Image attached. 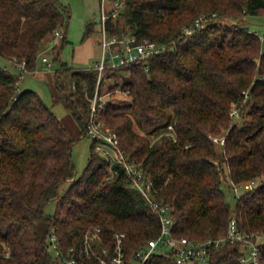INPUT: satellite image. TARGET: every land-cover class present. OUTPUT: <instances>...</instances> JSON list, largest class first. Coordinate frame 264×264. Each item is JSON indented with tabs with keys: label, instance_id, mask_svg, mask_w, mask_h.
<instances>
[{
	"label": "trees",
	"instance_id": "obj_1",
	"mask_svg": "<svg viewBox=\"0 0 264 264\" xmlns=\"http://www.w3.org/2000/svg\"><path fill=\"white\" fill-rule=\"evenodd\" d=\"M256 15L264 17V0H125L120 14L107 21L110 34L169 44L161 54L105 71L110 80L128 70L111 88L128 90L130 99L109 101L104 120L118 135L117 147L151 182L153 198L169 206L177 236L220 237L232 216L243 231L264 232V34L247 21ZM200 16L203 23L183 34ZM67 20L59 0H0V264H63L50 248L53 231L63 255L72 249L79 259L86 234L97 227L96 250L113 255L115 235L123 234L124 264H131L159 233L158 215L126 169L95 149V140L75 178V138L35 90L19 88L17 63L35 72L43 41L56 28L62 36L53 59L59 58ZM95 24L99 29V21L86 23L83 40ZM60 67L53 88L62 95L55 101L70 112L78 137L87 135L85 94L93 95L97 70L64 62ZM61 75L72 81L68 92ZM233 108L241 118L231 114ZM213 136L224 143L217 147ZM250 180L256 186L240 192L231 206L221 185ZM53 199L56 210L47 214L44 205ZM258 251L264 264V241ZM242 254L240 242H225L208 264H242ZM146 264L177 263L172 255L153 254Z\"/></svg>",
	"mask_w": 264,
	"mask_h": 264
},
{
	"label": "built area",
	"instance_id": "obj_2",
	"mask_svg": "<svg viewBox=\"0 0 264 264\" xmlns=\"http://www.w3.org/2000/svg\"><path fill=\"white\" fill-rule=\"evenodd\" d=\"M124 2L125 0H100L99 29L95 39L100 47V55L94 65L91 67L86 66V68L96 69L97 77L94 93L89 97L90 104L85 133L96 141L95 149L98 152L114 157L126 169L131 185L142 193L148 205L159 217V233L155 237L150 238L146 244L142 245L134 253L131 264L134 261H137L138 264H146L153 254L172 255L177 264H208L213 250L225 242H240L243 249V254L240 257L242 264H263L259 256L258 243L264 241V232L248 233L243 231L234 216L230 217L227 231L220 237L193 239L175 235L173 232L174 219L170 213L169 206L161 204L153 198L151 182L145 179L140 165L130 162L128 156L117 147L118 135L105 123L104 112L108 102L112 100L108 99V97L112 96L114 91L121 95H129V92L120 87L111 88L110 84L107 83L109 77L105 75V71L161 54L169 47L166 42H156L147 38L139 40L134 34H110L107 28V21L120 14ZM203 21L204 18L202 16L198 17L191 26L182 30L183 34H191L192 30L200 26ZM51 35L53 41L56 38H61L62 30L56 28ZM53 41L39 53L41 61L47 66L51 64L50 58L53 55L55 44ZM17 68L21 72V77L27 73L24 62L17 63ZM231 114H238L237 109L233 108ZM212 141L216 145H222L224 138L213 136ZM256 183V180H250L234 184V189L238 190V188L243 186L244 190H250L256 186ZM98 231L99 228L97 227L91 233L86 234L82 250L84 257L80 255L81 258L79 259L74 256L72 249L68 251L67 256L63 255L58 237L54 231L51 232L50 236V248L54 255L61 256L63 264H124L121 239L123 234L115 235L113 255H109L106 248L102 249V254H100L92 245V243L100 242Z\"/></svg>",
	"mask_w": 264,
	"mask_h": 264
},
{
	"label": "rangeland",
	"instance_id": "obj_3",
	"mask_svg": "<svg viewBox=\"0 0 264 264\" xmlns=\"http://www.w3.org/2000/svg\"><path fill=\"white\" fill-rule=\"evenodd\" d=\"M59 2L64 6L66 13L68 14V20L66 24L67 42L60 49L59 58L53 59L52 55L50 58V66L44 64L40 57H38L36 71L33 73H25L19 82V88H29L35 90L41 96L43 101L49 105L54 113L62 120V122L68 128L70 135L75 138L72 146L71 156L76 168L75 178H77L82 173L87 164L92 139L88 135H82L78 137L79 130L76 123L72 119L70 112L60 101H55L57 95H62V90H54L53 88L55 83L54 72L56 70H60V65L62 62L66 63L68 66L91 67L99 58L100 47L97 45L95 40L98 33V25H94V31L88 38L83 40L82 37L86 23L98 21V16L100 14V0H59ZM240 21L245 22L246 19L242 18ZM247 21L250 29L262 37L264 34V17L261 15L250 16L248 17ZM59 39L60 38H56V40L53 41L52 35L49 34L48 38L43 41L44 47L49 45L51 41L55 43V46ZM0 63L3 64L4 62L0 61ZM46 70L49 71V75L46 73ZM119 72L123 73L125 76L127 75L128 70L123 68ZM119 72L116 71L114 74L110 75L111 81H107L110 86H113L115 80H117ZM119 78L120 77H118V80ZM59 83L65 92L70 91L72 87L71 79L65 75H61L59 77ZM86 98L89 101V97L86 96ZM108 99H112L111 102L114 104H123L127 103L130 98L129 95H121L114 91L113 95H110ZM234 117L241 118V114H235ZM153 140L154 138L152 141ZM216 146L218 147V145ZM69 183L70 182L67 181L59 187V194L63 193V191L68 187ZM221 188L225 193L227 202H229L231 206H234L236 196H238L240 192L244 190L243 186L238 188V190H235L233 186L229 188L225 184H222ZM56 205L57 202L53 199L48 201L44 205L43 209L47 214H52L56 210ZM133 264H138V262L134 261Z\"/></svg>",
	"mask_w": 264,
	"mask_h": 264
},
{
	"label": "crops",
	"instance_id": "obj_4",
	"mask_svg": "<svg viewBox=\"0 0 264 264\" xmlns=\"http://www.w3.org/2000/svg\"><path fill=\"white\" fill-rule=\"evenodd\" d=\"M47 71V70H46ZM49 75V71L46 72ZM78 128V127H77ZM79 130V129H78Z\"/></svg>",
	"mask_w": 264,
	"mask_h": 264
},
{
	"label": "water",
	"instance_id": "obj_5",
	"mask_svg": "<svg viewBox=\"0 0 264 264\" xmlns=\"http://www.w3.org/2000/svg\"><path fill=\"white\" fill-rule=\"evenodd\" d=\"M245 27H246V28H248V26H247V25H246Z\"/></svg>",
	"mask_w": 264,
	"mask_h": 264
}]
</instances>
